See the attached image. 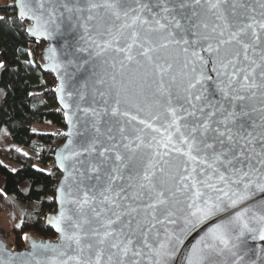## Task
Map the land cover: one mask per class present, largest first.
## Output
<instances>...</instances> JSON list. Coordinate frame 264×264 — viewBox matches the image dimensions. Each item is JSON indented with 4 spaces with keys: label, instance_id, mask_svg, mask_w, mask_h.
<instances>
[{
    "label": "snow or ice",
    "instance_id": "6c2138e0",
    "mask_svg": "<svg viewBox=\"0 0 264 264\" xmlns=\"http://www.w3.org/2000/svg\"><path fill=\"white\" fill-rule=\"evenodd\" d=\"M19 8L63 37L48 51L72 103L61 78L63 177L37 213L55 239L13 252L0 229V264H264V0Z\"/></svg>",
    "mask_w": 264,
    "mask_h": 264
},
{
    "label": "trees",
    "instance_id": "16d2710c",
    "mask_svg": "<svg viewBox=\"0 0 264 264\" xmlns=\"http://www.w3.org/2000/svg\"><path fill=\"white\" fill-rule=\"evenodd\" d=\"M27 24L15 0H0V213L11 233L8 244L16 249L25 247V233L55 238L37 213L57 208L50 198L61 171L53 155L66 128L56 77L42 68L45 42L29 35Z\"/></svg>",
    "mask_w": 264,
    "mask_h": 264
},
{
    "label": "water",
    "instance_id": "95a60500",
    "mask_svg": "<svg viewBox=\"0 0 264 264\" xmlns=\"http://www.w3.org/2000/svg\"><path fill=\"white\" fill-rule=\"evenodd\" d=\"M20 2H21V0H15V7L17 9V15L20 18L25 19V20L28 21L27 30H28V28H29L30 25H32L33 27H35L36 26L35 25V21H31L29 19H26V18L20 16V8H19ZM47 29H48V32L51 33L50 36L47 33L44 36H41L39 34H37V35L34 36L29 31H28V34L36 37L39 40H43L45 42V45H44L43 50H42L43 51L42 52V56H41V61L43 62L42 68H43L44 72L52 73L56 77V82H55L56 85L54 87V91L56 93L57 102H58V104H60L61 108L63 109V115L65 117V111H68V110L64 109L63 108V105L60 102V93L57 91V87H58V85L60 83L61 78H63L65 80V82H66V90H65V94H64L65 95V102L71 104L72 101H71V99L68 98L67 91L69 90L68 85L70 83V81H69V75L72 74V70L69 69L68 70V74L67 75H64L63 77H61V73L60 72H57V71H54L53 70V64L56 61H53V60H51L49 58L50 57V53H49L48 50L50 48H52V49H56L57 52H59V50L63 46L64 39H63V37L58 32H56L54 30V26L53 25H48L47 26ZM44 31H45V28L44 27L38 28V33L39 32H44ZM65 125H66V128L64 129L63 133H66L68 131V124H67L66 120H65ZM67 139L68 138L65 136V139L57 146V149H56V151H55V153L53 155L54 162H55V165H56L57 168H58V162H57V159H56L57 154L59 152H61L62 150H64V145L67 143ZM62 177H63V173L61 172V175L59 177L60 180L58 182V186L60 184V181H61ZM58 186H57V188H58ZM256 198L259 199V194L257 195ZM231 211H235V210H231ZM54 212H51V213H54ZM204 227H206V225H203V226L197 225L196 227H194V228L191 229V231L188 233V235L186 237H184V245L181 247V250L182 251L183 250H186L187 248H189L191 246V244L195 243L196 240L199 239L200 235L203 234ZM39 238H41V237H39ZM41 239H43V238H41ZM54 239L55 238L44 239V240H54ZM7 243H8V241H7ZM249 245L250 246H260V247H264V242H261L259 240H256V241H251L250 240L249 241ZM11 249H12L13 252H22V251L25 250V247L18 248V249L11 247Z\"/></svg>",
    "mask_w": 264,
    "mask_h": 264
},
{
    "label": "rangeland",
    "instance_id": "374dc122",
    "mask_svg": "<svg viewBox=\"0 0 264 264\" xmlns=\"http://www.w3.org/2000/svg\"><path fill=\"white\" fill-rule=\"evenodd\" d=\"M5 221L6 220L4 219V215L0 213V229H2L4 233H8V229Z\"/></svg>",
    "mask_w": 264,
    "mask_h": 264
}]
</instances>
